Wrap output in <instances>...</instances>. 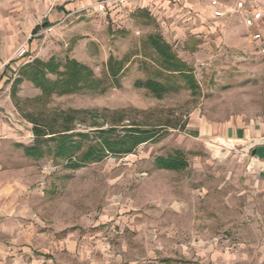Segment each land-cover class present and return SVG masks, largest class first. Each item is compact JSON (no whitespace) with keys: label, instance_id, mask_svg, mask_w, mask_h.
<instances>
[{"label":"rangeland","instance_id":"obj_1","mask_svg":"<svg viewBox=\"0 0 264 264\" xmlns=\"http://www.w3.org/2000/svg\"><path fill=\"white\" fill-rule=\"evenodd\" d=\"M137 18L111 24L89 13L57 29L38 23L25 57L15 56L23 43L15 47L7 65L18 70L34 58L54 57L62 63L74 58L101 80L103 91L82 90L31 103L39 92L23 82L17 101L10 98L15 117L0 116L7 131L0 133V192L19 197L15 220L36 223L39 233L97 242L101 264H264V191L242 193L236 176L239 151L222 145L237 125L258 120L247 115L264 111V54L235 13L225 23L207 19L205 30L187 38L181 28L143 17L139 24ZM257 31L263 35L264 26ZM152 33L161 34L188 65L195 91L162 70L147 45ZM31 41L44 51L39 57H30ZM110 59L121 64L115 78L108 74ZM147 79L173 89L156 99L134 88L136 81ZM53 110H123V124L135 122L160 136L131 155L109 156L75 171L51 157L26 158L17 144L31 145L33 135L23 116ZM91 123L86 119L77 129L90 131ZM175 150L185 153L184 171L154 168L156 157ZM78 260L71 264H85Z\"/></svg>","mask_w":264,"mask_h":264},{"label":"crops","instance_id":"obj_2","mask_svg":"<svg viewBox=\"0 0 264 264\" xmlns=\"http://www.w3.org/2000/svg\"><path fill=\"white\" fill-rule=\"evenodd\" d=\"M97 1L0 0V116L6 114L10 118L15 117L11 110L9 88L18 66L6 63L11 59L17 45L23 43L26 46L30 33L38 23L47 25L46 28L57 29L79 14H99L111 24L127 23L134 16L146 18L144 17L146 15L149 21L167 23L176 30L181 28L180 33L187 38L205 30L207 19L225 23L234 16L236 2L230 0L229 5L226 6L221 0H216L218 10L224 15L215 17L213 15L215 9L210 5L211 0H126L124 4L109 8L105 13L88 9ZM259 2L264 11V0ZM238 15L244 25L243 15ZM138 18V23L141 24ZM244 27L252 35L260 32L257 31L259 30L257 27L247 28L245 25ZM174 33L178 36V32ZM27 49L32 58L44 53L43 50L38 51L32 41L28 43ZM246 117L258 120L246 125H237L233 128L230 139L246 141L264 139V111L257 116ZM0 133H7L4 126L0 125ZM237 155L240 172L236 176L239 184L244 188L242 193L249 196L256 189L263 192L264 162L253 159L249 154L239 152ZM17 199L19 197L14 193L0 192V264H71L74 259H79L85 264L102 263L101 246L97 242L81 241L75 235H70L66 240H59L46 233H39L36 223L16 221L14 217L20 215L16 210ZM231 247H236V244H231Z\"/></svg>","mask_w":264,"mask_h":264},{"label":"trees","instance_id":"obj_3","mask_svg":"<svg viewBox=\"0 0 264 264\" xmlns=\"http://www.w3.org/2000/svg\"><path fill=\"white\" fill-rule=\"evenodd\" d=\"M144 17L147 18L146 15ZM146 41L170 79L178 75L188 90L193 92L197 89L188 65L178 58L161 34H149ZM107 69L109 76L115 78L121 71V64L110 59ZM23 82L30 83L39 92V96L29 101L31 103H44L52 97L73 95L82 90L103 91L101 80L94 76L89 67L74 58H66L63 63L54 57L48 60L34 58L21 65L11 86L12 101H17L18 87ZM134 88L144 89L152 97L161 99L173 86L147 79L136 81ZM15 105L17 108V103ZM124 113L123 110H53L47 115L26 114L23 118L32 127L33 142L29 146L17 144V147L22 149L26 158L39 161L51 157L54 161H62L67 169L75 171L85 165L99 163L109 156L131 155L139 146L154 142L160 136L159 132L135 122L123 124ZM86 119L92 122L91 130L79 131L77 126L82 125ZM153 166L158 170L181 172L188 164L185 153L175 150L166 157H156Z\"/></svg>","mask_w":264,"mask_h":264},{"label":"built area","instance_id":"obj_4","mask_svg":"<svg viewBox=\"0 0 264 264\" xmlns=\"http://www.w3.org/2000/svg\"><path fill=\"white\" fill-rule=\"evenodd\" d=\"M126 0H98L97 3L88 8L95 9L99 13H105L109 8L122 5ZM210 5L215 9L213 15L222 17L224 14L218 10V2L211 0ZM233 13L243 15V22L247 28H261L264 26V11L259 0H236ZM252 41L257 45L260 53L264 54V37L260 32H256L251 37ZM26 55L25 46H20L16 52V59H22Z\"/></svg>","mask_w":264,"mask_h":264},{"label":"water","instance_id":"obj_5","mask_svg":"<svg viewBox=\"0 0 264 264\" xmlns=\"http://www.w3.org/2000/svg\"><path fill=\"white\" fill-rule=\"evenodd\" d=\"M222 145L230 151L249 154L253 159L264 162V139L247 141L224 139Z\"/></svg>","mask_w":264,"mask_h":264}]
</instances>
